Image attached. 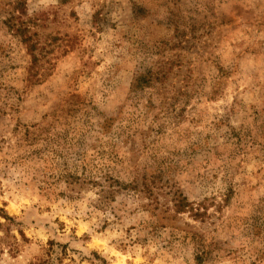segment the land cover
<instances>
[{"label": "rangeland", "instance_id": "374dc122", "mask_svg": "<svg viewBox=\"0 0 264 264\" xmlns=\"http://www.w3.org/2000/svg\"><path fill=\"white\" fill-rule=\"evenodd\" d=\"M0 264H264V0H0Z\"/></svg>", "mask_w": 264, "mask_h": 264}, {"label": "trees", "instance_id": "16d2710c", "mask_svg": "<svg viewBox=\"0 0 264 264\" xmlns=\"http://www.w3.org/2000/svg\"><path fill=\"white\" fill-rule=\"evenodd\" d=\"M184 205H182L180 208H183Z\"/></svg>", "mask_w": 264, "mask_h": 264}]
</instances>
